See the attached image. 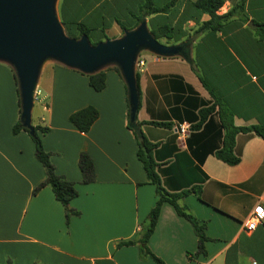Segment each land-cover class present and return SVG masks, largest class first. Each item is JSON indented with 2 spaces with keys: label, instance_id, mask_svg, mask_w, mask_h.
Returning a JSON list of instances; mask_svg holds the SVG:
<instances>
[{
  "label": "crops",
  "instance_id": "0c3cea01",
  "mask_svg": "<svg viewBox=\"0 0 264 264\" xmlns=\"http://www.w3.org/2000/svg\"><path fill=\"white\" fill-rule=\"evenodd\" d=\"M197 2L57 0V15L74 35L77 25H85L92 43L120 38L122 25L131 30L145 20L151 32L167 28L171 38L159 41L182 45L190 58L140 53L137 121L158 144L157 161H169L175 183L164 175L165 187L201 186L200 195L190 194L180 203L206 223L209 240L206 254L195 256L198 237L192 223L164 203L151 251L166 264H264V222L251 232L246 229L255 207L264 206V138L239 133L241 161L229 165L209 154L204 173L197 170L187 140L182 147L176 143L177 126L198 123L200 111L210 106L215 108L206 144H221L222 107L238 127L264 126V40L258 34L264 0H223L217 14H234L217 30H201L210 15ZM87 106L97 108L99 118L83 133L69 117ZM20 111L13 69L0 61V264H157L141 254L138 244L119 246L137 237L158 199L137 157L127 87L119 73L108 68L106 87L97 92L87 75L56 61L41 70L32 123L50 128L42 136L44 148L52 153L57 173L75 183L78 196L70 207L79 214L69 221L51 186L34 193L46 170L29 133H13ZM83 150L95 163L96 180L90 184L83 183L79 168Z\"/></svg>",
  "mask_w": 264,
  "mask_h": 264
},
{
  "label": "trees",
  "instance_id": "16d2710c",
  "mask_svg": "<svg viewBox=\"0 0 264 264\" xmlns=\"http://www.w3.org/2000/svg\"><path fill=\"white\" fill-rule=\"evenodd\" d=\"M223 3V0H198L197 6L201 10H203V12L210 15V19L203 23L201 30H217L222 26L224 20L228 19L234 14L233 10L226 13L225 15H218L217 11L223 6ZM141 20L142 18H140L138 22H140ZM76 28L78 30L77 35L72 34L69 26L65 27V31L68 36L74 38H80L83 34L89 33V29L83 24L77 25ZM122 28L124 30H127V27L124 25H122ZM152 33L157 39L161 37L171 38L167 32V28H161L158 31H153ZM258 34L261 39L264 40V23L258 24ZM93 44L96 43L94 42ZM183 57L188 60L190 59L187 53H185ZM108 68L115 69L122 77L121 71L117 66H108L107 68L102 69L94 74H85L79 70L78 71L87 75L89 78V85L95 91L100 92L106 87V71ZM13 72L18 85V80L14 69ZM136 76L137 85L140 91L139 74L137 73ZM18 93L19 103L21 107L19 87ZM214 108L215 106H210L200 111L201 118L198 123L192 125L191 134L187 139L188 150L193 156V158H195L196 168L201 173H204L202 170V165L204 163L205 158L209 154L215 155L219 160L229 165H237L241 161L242 153L241 151L236 149V136L239 133H252L255 136L264 138V126L254 125L250 127H238L233 123L232 119H226V116H232L231 111L228 108L222 107L220 109L221 131L219 133L221 144L209 145L204 143V137L206 135L208 127L207 124L209 122L212 123L211 120L208 121L209 116L213 113ZM21 112L22 108L20 111V118L13 127V133L18 134L21 131H26L29 133L35 144L36 156L38 160L43 164L46 170V179L34 190V193H38L39 190H41L44 186H51L55 197L65 207L67 221H69L71 216L79 214L77 210L70 207L71 201L78 196V191L76 189L75 183L67 180L64 176L57 173L56 168L52 162V153L48 152L44 148L42 136L48 133L50 131V128L43 125H33L34 132L32 133L30 129L24 127V125L22 124ZM98 118V109L94 106H87L85 108L73 112L70 115L69 120L71 124H73L80 132L87 133L91 130L93 124L97 121ZM150 123L166 127L170 126L167 123ZM144 124V122H139L137 120L135 122H131V120H129V128L133 130L138 141L137 157L143 164V168L147 174L149 183L155 186L158 199L156 201L155 206L149 213L148 221L142 225V228L139 231L137 237L135 239L120 242L119 246H129L138 244L141 250V254L143 256L151 257L157 264H166L165 261H163L160 257L155 255L151 251V249L149 248V241L151 236L155 232L163 204L169 203L175 208L179 216L189 220L194 227L195 233L198 237V249L195 253V256H199L200 254L205 255V243L209 240L208 236L206 235V223L198 220L189 211V208L186 205H182L180 203L181 199L190 194L200 195L201 186L194 185L190 188L183 189L177 185L178 188L173 189L171 191L165 187L166 181L163 180L164 175L169 178V183H175V179L173 178L171 170L167 167L169 161H157L156 149L158 147V144L151 142L145 136L142 130V125ZM79 168L83 175V183L90 184L95 182V163L87 150H83L80 153Z\"/></svg>",
  "mask_w": 264,
  "mask_h": 264
},
{
  "label": "water",
  "instance_id": "95a60500",
  "mask_svg": "<svg viewBox=\"0 0 264 264\" xmlns=\"http://www.w3.org/2000/svg\"><path fill=\"white\" fill-rule=\"evenodd\" d=\"M170 58L183 56L182 45L162 43L143 20L125 30L117 39L93 44L88 34L67 35L57 15V0H0V61L15 71L21 99V120L34 132L32 111L35 92L44 64L56 61L85 74L117 66L128 90L130 120L135 122L140 108L136 66L140 53Z\"/></svg>",
  "mask_w": 264,
  "mask_h": 264
},
{
  "label": "built area",
  "instance_id": "2783aa9c",
  "mask_svg": "<svg viewBox=\"0 0 264 264\" xmlns=\"http://www.w3.org/2000/svg\"><path fill=\"white\" fill-rule=\"evenodd\" d=\"M191 129L192 125L188 122H183L177 126L176 133L178 136L176 139V143L179 147L185 145L187 138L191 134ZM261 222H264V206L257 205L248 219V223L246 225L247 231H253L254 229H256L258 223Z\"/></svg>",
  "mask_w": 264,
  "mask_h": 264
},
{
  "label": "rangeland",
  "instance_id": "374dc122",
  "mask_svg": "<svg viewBox=\"0 0 264 264\" xmlns=\"http://www.w3.org/2000/svg\"><path fill=\"white\" fill-rule=\"evenodd\" d=\"M144 53V52H143ZM19 87V86H18Z\"/></svg>",
  "mask_w": 264,
  "mask_h": 264
}]
</instances>
